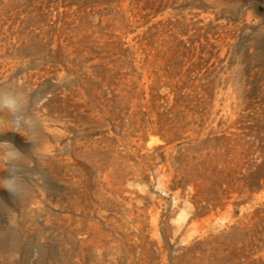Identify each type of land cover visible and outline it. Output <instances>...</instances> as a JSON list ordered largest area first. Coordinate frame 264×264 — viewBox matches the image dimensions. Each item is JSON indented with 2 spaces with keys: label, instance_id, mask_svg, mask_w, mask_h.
<instances>
[{
  "label": "rangeland",
  "instance_id": "obj_1",
  "mask_svg": "<svg viewBox=\"0 0 264 264\" xmlns=\"http://www.w3.org/2000/svg\"><path fill=\"white\" fill-rule=\"evenodd\" d=\"M70 1L0 0V264H264V0Z\"/></svg>",
  "mask_w": 264,
  "mask_h": 264
},
{
  "label": "trees",
  "instance_id": "obj_2",
  "mask_svg": "<svg viewBox=\"0 0 264 264\" xmlns=\"http://www.w3.org/2000/svg\"><path fill=\"white\" fill-rule=\"evenodd\" d=\"M47 1H51V0H47ZM62 1H70V0H62ZM109 0H71L70 2H68V4L65 6L66 8H72L75 7L78 10L79 14H84V16L86 15V11L89 9H93L94 7L104 4V3H108ZM105 63H101L98 68L105 70L106 66L104 65ZM98 77V76H97ZM101 80V82L103 83L105 81L104 78H99ZM93 91H89L88 93H92ZM225 138H214L212 140V142L215 143H219V142H223L225 141ZM260 176L256 175L255 179L253 180V183H255V185L257 186V189L259 191H261L262 189H264L263 186H259L261 183V179L259 178ZM250 188V187H249Z\"/></svg>",
  "mask_w": 264,
  "mask_h": 264
},
{
  "label": "clouds",
  "instance_id": "obj_3",
  "mask_svg": "<svg viewBox=\"0 0 264 264\" xmlns=\"http://www.w3.org/2000/svg\"><path fill=\"white\" fill-rule=\"evenodd\" d=\"M26 104V98L20 94L15 93L14 91H5L3 93H0V107H5L13 110L18 107L21 111L26 106Z\"/></svg>",
  "mask_w": 264,
  "mask_h": 264
}]
</instances>
